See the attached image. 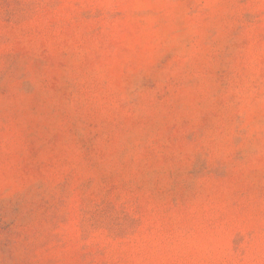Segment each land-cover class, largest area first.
I'll return each mask as SVG.
<instances>
[{
  "label": "rangeland",
  "instance_id": "obj_1",
  "mask_svg": "<svg viewBox=\"0 0 264 264\" xmlns=\"http://www.w3.org/2000/svg\"><path fill=\"white\" fill-rule=\"evenodd\" d=\"M0 264H264V0H0Z\"/></svg>",
  "mask_w": 264,
  "mask_h": 264
}]
</instances>
